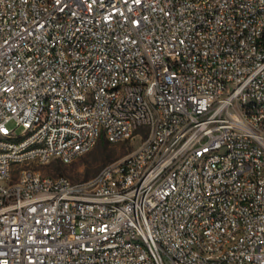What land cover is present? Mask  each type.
Returning a JSON list of instances; mask_svg holds the SVG:
<instances>
[{
  "label": "built area",
  "instance_id": "2783aa9c",
  "mask_svg": "<svg viewBox=\"0 0 264 264\" xmlns=\"http://www.w3.org/2000/svg\"><path fill=\"white\" fill-rule=\"evenodd\" d=\"M0 264H264V0H0Z\"/></svg>",
  "mask_w": 264,
  "mask_h": 264
},
{
  "label": "rangeland",
  "instance_id": "374dc122",
  "mask_svg": "<svg viewBox=\"0 0 264 264\" xmlns=\"http://www.w3.org/2000/svg\"><path fill=\"white\" fill-rule=\"evenodd\" d=\"M21 129L18 130V133ZM140 145L139 138L118 143L100 142L93 150L80 156L70 164L51 162L40 168L44 175L64 176L73 182H83L94 178L107 165L132 154Z\"/></svg>",
  "mask_w": 264,
  "mask_h": 264
}]
</instances>
